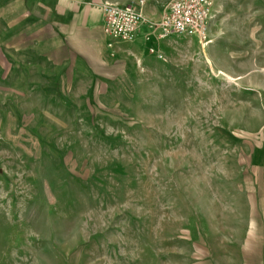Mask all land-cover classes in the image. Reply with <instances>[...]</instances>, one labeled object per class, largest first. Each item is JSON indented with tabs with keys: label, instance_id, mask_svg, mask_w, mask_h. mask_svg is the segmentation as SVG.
<instances>
[{
	"label": "rangeland",
	"instance_id": "rangeland-1",
	"mask_svg": "<svg viewBox=\"0 0 264 264\" xmlns=\"http://www.w3.org/2000/svg\"><path fill=\"white\" fill-rule=\"evenodd\" d=\"M211 1L208 42L3 46L0 264H264V0Z\"/></svg>",
	"mask_w": 264,
	"mask_h": 264
},
{
	"label": "crops",
	"instance_id": "crops-1",
	"mask_svg": "<svg viewBox=\"0 0 264 264\" xmlns=\"http://www.w3.org/2000/svg\"><path fill=\"white\" fill-rule=\"evenodd\" d=\"M5 2L6 0H0V38L3 39L6 34L9 37L8 33H13L14 39L8 44L0 43L1 54L5 53L3 46L12 48L19 46L15 51L22 50V53L27 48H31L33 52L39 49L38 54L45 59H50L56 54L57 46L63 47L66 54L71 52L76 59L93 58L94 55L106 51L109 39L103 33L100 0H9L7 4ZM23 4L32 6V9L19 11ZM145 14L148 17L147 12ZM30 20L35 22L33 26L23 25ZM15 23L21 25L17 30ZM144 33L145 29H142L138 36L142 42ZM23 42L27 44L21 45ZM153 42L144 43L150 46ZM22 46L24 48H20Z\"/></svg>",
	"mask_w": 264,
	"mask_h": 264
},
{
	"label": "built area",
	"instance_id": "built-area-1",
	"mask_svg": "<svg viewBox=\"0 0 264 264\" xmlns=\"http://www.w3.org/2000/svg\"><path fill=\"white\" fill-rule=\"evenodd\" d=\"M101 13L103 33L109 39L108 48L115 42H134L142 29H145V43L160 42L172 36L196 37L208 42L213 3L211 0H171L158 22L145 19L142 10L132 5L102 3ZM149 53L163 59L154 48H150Z\"/></svg>",
	"mask_w": 264,
	"mask_h": 264
}]
</instances>
